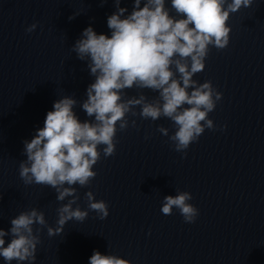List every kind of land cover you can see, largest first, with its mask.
I'll list each match as a JSON object with an SVG mask.
<instances>
[{
	"label": "clouds",
	"instance_id": "clouds-1",
	"mask_svg": "<svg viewBox=\"0 0 264 264\" xmlns=\"http://www.w3.org/2000/svg\"><path fill=\"white\" fill-rule=\"evenodd\" d=\"M103 2V0H102ZM115 0L116 11L108 16L110 37L97 34L89 26L72 47L78 59L88 61L90 74L95 77L87 90L81 107L94 120L81 122L73 111L77 100L64 96L47 112L44 126L37 129L34 137L25 140L26 160L19 164V175L25 185L50 186L57 193L58 201H65L58 209L57 227H47L48 235L62 234L71 220L83 222L88 210L103 220L109 215L105 201L95 199L88 191L85 196L88 210L77 204L79 195L74 185L88 186L96 177L93 170L101 159L114 156L117 131L129 127L128 114L139 115L156 121L161 117L173 122L175 132L159 126L168 136L174 150L184 153L198 141L205 128L214 130L209 113L215 110L222 93L211 81L199 83L193 77L204 70L210 46L222 50L229 44L230 14L242 7H251L254 0H170L171 15L166 0H134L131 14ZM75 14L69 19H74ZM37 27L33 23L26 32ZM149 89L158 93L149 101L145 95L125 99L126 89ZM118 125V127H117ZM133 127L136 121H131ZM67 185V186H65ZM192 194L177 189L176 195L163 198L161 212L171 215L177 209L186 223H194L198 209L189 201ZM8 231L0 229V257L6 264L27 261L34 264L40 236L34 234V225L47 226L45 214L36 208L20 212L11 219ZM39 228L36 229L38 233ZM11 236L6 244L5 237ZM89 264H131L127 259L94 250Z\"/></svg>",
	"mask_w": 264,
	"mask_h": 264
}]
</instances>
